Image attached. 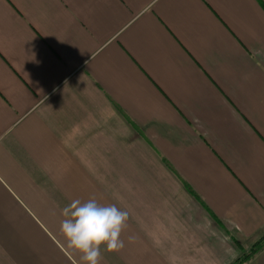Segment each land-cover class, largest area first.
Returning a JSON list of instances; mask_svg holds the SVG:
<instances>
[{"label": "crops", "instance_id": "1", "mask_svg": "<svg viewBox=\"0 0 264 264\" xmlns=\"http://www.w3.org/2000/svg\"><path fill=\"white\" fill-rule=\"evenodd\" d=\"M90 198L129 213L100 264L264 242V0H0V264H83Z\"/></svg>", "mask_w": 264, "mask_h": 264}, {"label": "clouds", "instance_id": "2", "mask_svg": "<svg viewBox=\"0 0 264 264\" xmlns=\"http://www.w3.org/2000/svg\"><path fill=\"white\" fill-rule=\"evenodd\" d=\"M61 214L64 218L60 232L67 247L80 253L83 264H100L102 247L108 252L124 247L121 234L129 213L115 204L101 205L95 198L83 203L77 199L65 206Z\"/></svg>", "mask_w": 264, "mask_h": 264}, {"label": "trees", "instance_id": "3", "mask_svg": "<svg viewBox=\"0 0 264 264\" xmlns=\"http://www.w3.org/2000/svg\"><path fill=\"white\" fill-rule=\"evenodd\" d=\"M264 246V242L263 240L259 243H257L254 248H252V250L250 251L249 254H244L243 256H241L240 258H238L237 260L234 261L233 264H242L245 261H247V259H249L253 254L258 253Z\"/></svg>", "mask_w": 264, "mask_h": 264}]
</instances>
